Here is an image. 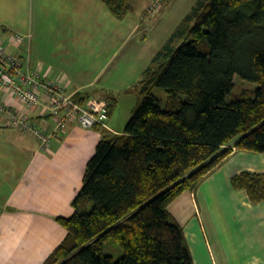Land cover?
Listing matches in <instances>:
<instances>
[{"label":"trees","instance_id":"16d2710c","mask_svg":"<svg viewBox=\"0 0 264 264\" xmlns=\"http://www.w3.org/2000/svg\"><path fill=\"white\" fill-rule=\"evenodd\" d=\"M103 1L120 19L131 9L130 0ZM236 75L258 85L236 93ZM136 86L139 105L124 131L94 128L101 139L75 211L56 217L67 235L43 264H195L169 206L234 149L264 153V0H199ZM156 87L168 93L165 107ZM231 185L264 201V172L242 171ZM110 238L118 257L105 251Z\"/></svg>","mask_w":264,"mask_h":264},{"label":"crops","instance_id":"0c3cea01","mask_svg":"<svg viewBox=\"0 0 264 264\" xmlns=\"http://www.w3.org/2000/svg\"><path fill=\"white\" fill-rule=\"evenodd\" d=\"M105 5L103 0H0V42L17 57L29 56L31 66L32 58V67L39 68L43 75L64 78L70 85L72 80L64 66L72 65L76 55L103 54L114 47L110 40H115L118 32L102 35L100 29L110 24L112 17ZM18 34L24 38L16 43L13 37ZM36 54L59 56L62 60L47 63ZM7 100L8 110L26 109L17 98ZM26 113L33 124L39 125L46 119L50 128L54 127V119L44 118L41 109L28 108ZM108 125L113 132L124 131ZM6 132L16 137L9 143L0 142V169L7 164L18 165L19 175L0 206V264H43L67 235L56 217L74 213L73 201L83 186L85 168L95 153L101 132L72 123L52 139L48 149L42 150L34 133L11 125L9 113L0 110L1 139ZM7 157H11L12 163L6 161ZM242 171L264 172V153L234 149L196 189L184 191L170 204V212L183 226L186 236L188 225L183 220L200 219L199 200L215 196L217 209V196L223 195L229 231L233 236L239 235L235 254L232 256L227 246H222L218 259L210 260L207 256L205 262L196 255L205 244L201 242L196 248L188 243L195 264H264V201L253 203L246 190L232 187V176ZM7 174L0 171L1 183L9 180ZM179 205H191L194 214L181 219L176 212ZM196 231L203 233L202 225Z\"/></svg>","mask_w":264,"mask_h":264},{"label":"rangeland","instance_id":"374dc122","mask_svg":"<svg viewBox=\"0 0 264 264\" xmlns=\"http://www.w3.org/2000/svg\"><path fill=\"white\" fill-rule=\"evenodd\" d=\"M151 1L130 0L131 9L122 19L113 16L104 2L106 9L109 10L108 14H111L112 17L110 24L100 29L103 30L102 35L105 32H118V36L115 35V40L113 38L110 40V43L114 42V47L103 54L76 55L77 60L72 65L67 63V66H64L69 72V79L73 81L69 85V92L80 87L79 91L84 93L90 92L93 95L113 100V111L107 123H110L115 130L125 129L134 115L141 97L136 85L143 77L145 69L151 64L155 52L168 40L199 0H162L161 9H158L154 14L149 13ZM70 9L68 8V11ZM102 50L105 51V48ZM40 57L41 61L45 60L47 63H59L62 60L59 56L46 54L40 55ZM31 61L35 66L32 58ZM257 85V83L248 80H241L236 75L233 91L239 93L244 88H255ZM155 93L165 107L168 99L166 90L156 87ZM15 137L6 132L2 134L0 142H12ZM7 159L6 161L12 163L11 157H7ZM0 171H7L9 178L5 183L0 182L1 206L4 197L10 194L19 175L18 165L7 164ZM199 201L202 209L201 212H198L200 219L183 220V223L187 221L188 225L186 229L188 243L196 248L201 246V242L205 244L196 252V255L202 256L205 262H208L207 256L210 260L213 257L218 259L222 246H227L230 254L234 256V247L239 235L236 233L237 235L233 236L232 231H229L228 209L224 204L223 195L217 196V209L215 196ZM190 207L187 205L177 206L178 216L181 219H183L182 217L189 218L190 213L194 214L193 207L191 205ZM197 224L202 225L203 233L196 231L200 226ZM105 251L118 257L122 248L114 238H110L105 243Z\"/></svg>","mask_w":264,"mask_h":264},{"label":"built area","instance_id":"2783aa9c","mask_svg":"<svg viewBox=\"0 0 264 264\" xmlns=\"http://www.w3.org/2000/svg\"><path fill=\"white\" fill-rule=\"evenodd\" d=\"M161 6L162 0H152L149 13L154 14ZM23 38L18 34L13 40L19 43ZM68 88L67 80L43 75L39 68L31 66L29 56L17 57L0 42V110L9 113L11 125L34 133L42 150L48 149L52 139L64 133L69 123L112 131L107 123L110 117L107 99L91 96L82 102L76 99V91L69 92ZM8 97L17 98L26 109L8 110ZM28 108H39L42 114H50L54 127L50 128L46 119L39 125L33 124L26 113Z\"/></svg>","mask_w":264,"mask_h":264}]
</instances>
